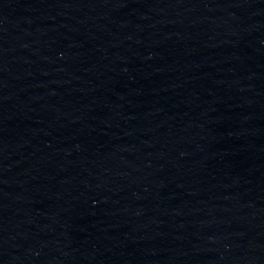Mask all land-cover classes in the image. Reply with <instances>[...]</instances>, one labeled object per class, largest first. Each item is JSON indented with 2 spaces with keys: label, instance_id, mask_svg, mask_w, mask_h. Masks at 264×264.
Instances as JSON below:
<instances>
[{
  "label": "water",
  "instance_id": "1",
  "mask_svg": "<svg viewBox=\"0 0 264 264\" xmlns=\"http://www.w3.org/2000/svg\"><path fill=\"white\" fill-rule=\"evenodd\" d=\"M264 197V0H0V264H182Z\"/></svg>",
  "mask_w": 264,
  "mask_h": 264
}]
</instances>
